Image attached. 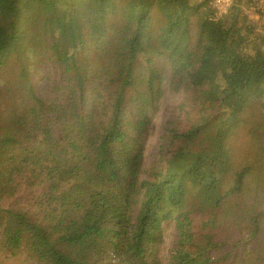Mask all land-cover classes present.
<instances>
[{
	"label": "trees",
	"instance_id": "16d2710c",
	"mask_svg": "<svg viewBox=\"0 0 264 264\" xmlns=\"http://www.w3.org/2000/svg\"><path fill=\"white\" fill-rule=\"evenodd\" d=\"M241 1L226 25L210 0H0L3 253L163 264L168 226L169 264H264V35L244 48Z\"/></svg>",
	"mask_w": 264,
	"mask_h": 264
},
{
	"label": "rangeland",
	"instance_id": "374dc122",
	"mask_svg": "<svg viewBox=\"0 0 264 264\" xmlns=\"http://www.w3.org/2000/svg\"><path fill=\"white\" fill-rule=\"evenodd\" d=\"M253 0H242L240 2L241 11L239 13V19L237 21V27H239L242 33L247 32L246 26L249 29L253 28L250 32L247 40L243 42L244 48L249 52H254L256 49V43L259 44L262 42V35H264V11L262 8L257 7L256 5H252ZM234 9L232 8L227 17H224V22L226 25H230L232 22L231 15L234 13ZM245 34V33H244ZM45 76L49 75L50 80H48V84L53 82V77L55 74L52 73V69L48 66L45 67ZM52 74V75H51ZM51 75V76H50ZM42 77V76H41ZM2 84H0V116L2 115L3 109L5 106L11 104L10 98L7 95V87L2 88ZM181 100L180 94H172L168 92L165 96H163L158 103L151 108V130L148 137L145 156L146 161L145 164L149 165L154 159V152L156 149V145L160 140V136L162 133V123L165 119V115L167 113V108L176 104ZM257 112L259 110L264 111V97H260L256 102V105L253 106V110ZM2 119V116H1ZM252 119V118H251ZM1 121H0V132H1ZM233 145L235 148V152L237 155L242 156L247 152L248 145L250 142L249 136L245 131H240L233 139ZM174 230L172 227L165 228V241L161 247V259L163 264H169L170 260V250L174 243ZM0 264H23L22 261L19 260L18 257H12L11 255H7L0 250Z\"/></svg>",
	"mask_w": 264,
	"mask_h": 264
},
{
	"label": "built area",
	"instance_id": "2783aa9c",
	"mask_svg": "<svg viewBox=\"0 0 264 264\" xmlns=\"http://www.w3.org/2000/svg\"><path fill=\"white\" fill-rule=\"evenodd\" d=\"M235 0H210V6L213 10V18H224L231 11ZM252 5L262 8L264 11V0H253Z\"/></svg>",
	"mask_w": 264,
	"mask_h": 264
}]
</instances>
